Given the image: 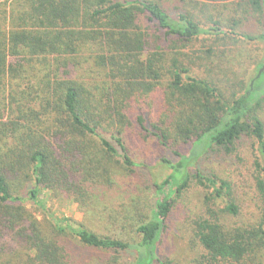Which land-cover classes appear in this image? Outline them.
Segmentation results:
<instances>
[{
	"label": "trees",
	"instance_id": "obj_1",
	"mask_svg": "<svg viewBox=\"0 0 264 264\" xmlns=\"http://www.w3.org/2000/svg\"><path fill=\"white\" fill-rule=\"evenodd\" d=\"M209 1L204 23L169 0L1 4L0 264H172L159 243L193 182L210 192L192 264H264V0ZM132 141L177 159L119 202L120 178L146 169ZM214 152L238 161L227 178L199 168ZM45 192L84 221L51 214Z\"/></svg>",
	"mask_w": 264,
	"mask_h": 264
},
{
	"label": "rangeland",
	"instance_id": "obj_2",
	"mask_svg": "<svg viewBox=\"0 0 264 264\" xmlns=\"http://www.w3.org/2000/svg\"><path fill=\"white\" fill-rule=\"evenodd\" d=\"M5 1L12 2L13 0H0V9L2 8V3ZM237 2V0L233 1ZM216 3V2H215ZM209 0H169V6L174 12H187L197 17L203 23L207 21L206 15L204 13L205 5H213ZM226 6V5H225ZM257 22H250L247 25V29L251 28L253 30L258 29ZM208 39H206V42ZM202 44L197 45L200 48ZM246 53H250L253 58L257 57L258 54L263 53V46L258 47L256 44L245 43ZM246 60L249 61L248 58ZM235 85L239 84V81L234 82ZM245 85V84H244ZM149 109L154 110V103H149ZM264 120V113L262 115ZM132 140H135L134 138ZM131 150L133 155L138 161L146 163V169L142 173H138L131 177H122L119 180L120 190L112 197L114 200L119 202L127 199L131 192L136 191L140 187L150 186L153 182L159 181L168 176V169L164 168L161 164V159L170 158L177 159L172 156L171 153L165 152L161 149L157 143H143V142H131ZM255 146H252L250 140L242 142L239 145V156L243 157V160L252 161L251 153L255 152ZM253 162V161H252ZM231 162L228 157L219 154V152L212 153L208 159H200L199 168L206 173H216L222 178H227L230 175L233 165L237 164ZM146 188L144 187V190ZM134 191V192H135ZM150 194V202H154L157 194L153 190L146 191ZM210 190L199 187L195 182L189 190L184 192L182 198H178L176 201V206L174 213L172 214L163 235L162 241L159 243V255H164L167 260L172 262V264H192L196 259V252L193 250V244L191 243L192 238V227L194 226L195 219L201 213L204 208L205 196ZM133 194V193H132ZM42 198L46 203L48 210L51 214L59 217L73 218L77 221H84V213H82L78 206L64 198H54L50 193H43ZM129 202V201H128ZM127 202V204H128ZM121 204V203H120ZM27 206L42 220L43 216L40 211L31 202L27 203ZM128 261H131L129 258Z\"/></svg>",
	"mask_w": 264,
	"mask_h": 264
}]
</instances>
